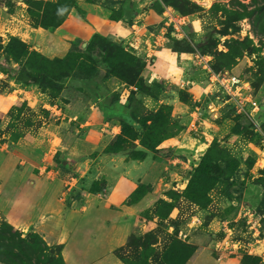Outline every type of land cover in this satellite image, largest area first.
Here are the masks:
<instances>
[{
  "label": "rangeland",
  "instance_id": "obj_1",
  "mask_svg": "<svg viewBox=\"0 0 264 264\" xmlns=\"http://www.w3.org/2000/svg\"><path fill=\"white\" fill-rule=\"evenodd\" d=\"M57 31L45 49L30 37ZM263 136L264 0H0V225L41 263L62 264L43 233L55 202L44 215L41 201L102 198L96 158L128 148V161L153 156L132 200L154 192L115 252L123 264H264Z\"/></svg>",
  "mask_w": 264,
  "mask_h": 264
},
{
  "label": "crops",
  "instance_id": "obj_2",
  "mask_svg": "<svg viewBox=\"0 0 264 264\" xmlns=\"http://www.w3.org/2000/svg\"><path fill=\"white\" fill-rule=\"evenodd\" d=\"M110 24L115 30H123L120 24L113 22ZM58 32L55 35L30 34V37L35 45L45 49L50 40L54 41L59 37ZM82 32L84 29L78 31V33ZM63 35L65 36L66 33ZM130 40L135 46L142 42H149L136 35ZM120 112V117L123 118L129 114V111L124 108H121ZM111 121L115 122L113 119ZM115 129L117 128L112 126L111 130ZM126 158V155H105L96 158L95 161L99 160V163L104 162L106 165L103 171L105 187L102 189L104 191L102 198L96 194L90 195L91 198L88 199V195L81 194L79 200L72 199L64 205L62 198L58 201L55 194L50 193L44 201H41V210L38 209V213L43 212L44 215L48 211L46 209H49L50 205L55 202L56 209H52L53 215L49 211L46 213L48 215L44 216L43 233L50 236V239L53 238L50 244L61 246L60 255L64 264H123L115 252L124 246L131 221L134 220L137 212L148 203V199L154 192L142 195L135 201L132 200L140 185H150V180H153V167H146V164L153 160V156L147 153L140 162L128 161ZM65 193L66 195L72 194L67 191ZM66 204L68 208L65 209ZM250 222L251 220H247V223ZM256 234L254 233L253 236L255 237ZM263 242L264 238H254L256 250H260ZM226 264H230V261Z\"/></svg>",
  "mask_w": 264,
  "mask_h": 264
},
{
  "label": "trees",
  "instance_id": "obj_3",
  "mask_svg": "<svg viewBox=\"0 0 264 264\" xmlns=\"http://www.w3.org/2000/svg\"><path fill=\"white\" fill-rule=\"evenodd\" d=\"M98 38H100L103 41L105 40L101 37H98ZM109 46L116 47L117 45L115 42H111L109 43ZM55 80H58L57 77ZM33 84H40V82L36 80ZM54 84H55L54 85L55 88L59 89L58 85H56V83ZM49 86L50 88L53 87L50 84ZM123 108L130 111L129 103L128 104L125 103ZM118 120L121 124V127H123L125 124V120L123 119V117L121 118L120 116H118ZM146 149L153 154L157 153V149L153 145H148V146L146 145ZM127 151H128V148H115V149L108 148L106 149L104 154L112 155V156L126 155V157H128ZM142 153H143L142 158L136 159V160L144 159L148 152L143 151ZM198 169H202L204 174L207 176L221 175L223 173V169L219 165L207 164L203 161L199 164ZM40 242L45 247L44 243L42 241ZM57 248L59 249V252H60L61 246L57 245ZM42 251L43 252L47 251V248L45 247V249H42ZM59 258L62 264H64V261L60 253H59ZM33 260H36V263L32 262ZM0 263H4V264H44L40 262V255L37 254V251L34 249H30L29 246H27V244L25 243V241L22 240V238H20V234L18 233V231L6 223H3L0 225Z\"/></svg>",
  "mask_w": 264,
  "mask_h": 264
},
{
  "label": "built area",
  "instance_id": "obj_4",
  "mask_svg": "<svg viewBox=\"0 0 264 264\" xmlns=\"http://www.w3.org/2000/svg\"><path fill=\"white\" fill-rule=\"evenodd\" d=\"M167 12V11H166ZM169 12V11H168ZM169 17L171 18V13L169 12ZM171 22H174V20H171ZM173 26H174V28L177 30V31H180L181 32V35H184V29H185V27H186V25H185V23H184V21L183 20H176L175 22H174V24H173ZM202 60H204V58H202ZM215 82H217V81H215ZM235 83H233L232 85H234ZM238 87H235V89H237ZM233 94H235V93H232V95ZM233 100H234V106H235V108H236V110L238 111V112H243L244 113V110H243V105H242V103L240 102V99L238 98V97H236V96H234L233 95ZM250 104H251V109L253 110V109H255V110H257L258 108H257V103L256 102H250ZM257 131V130H256ZM262 145H263V150H262V152H261V155H262V159H260V162H263V164H264V136H263V139H262ZM264 167V165H261V167Z\"/></svg>",
  "mask_w": 264,
  "mask_h": 264
},
{
  "label": "water",
  "instance_id": "obj_5",
  "mask_svg": "<svg viewBox=\"0 0 264 264\" xmlns=\"http://www.w3.org/2000/svg\"><path fill=\"white\" fill-rule=\"evenodd\" d=\"M83 45H85V44L83 43Z\"/></svg>",
  "mask_w": 264,
  "mask_h": 264
}]
</instances>
